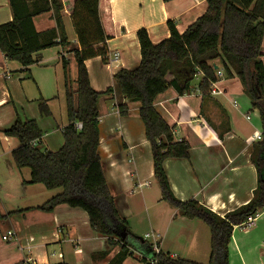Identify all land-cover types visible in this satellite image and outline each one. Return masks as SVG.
I'll use <instances>...</instances> for the list:
<instances>
[{"label": "crops", "instance_id": "crops-1", "mask_svg": "<svg viewBox=\"0 0 264 264\" xmlns=\"http://www.w3.org/2000/svg\"><path fill=\"white\" fill-rule=\"evenodd\" d=\"M62 1L64 25L71 46L66 49L56 46L42 51L40 63L30 68L8 61L0 50V130L10 128L17 119L23 122L39 120L37 116L26 113L23 116L18 111L20 106L30 102L28 97L17 94L16 90L22 86L21 80L32 79V74L41 82L44 79L47 87H42V98L38 100L49 102L55 93L60 94V90L65 93L61 56L69 62L71 80L77 78L73 51L79 48V44L71 19L74 0ZM109 1L114 33L107 42L109 65L100 57L86 61L91 85L100 93L113 87L114 76L119 71L139 67L142 56L138 31L147 30L151 41L158 44L171 35L168 22H174L179 34H183L208 9L207 0ZM12 20L10 0H0V26ZM33 22L38 33L56 28L53 12L39 15ZM262 53L264 63V41ZM115 54H119L117 59ZM215 65L222 68L219 62ZM15 75L18 78H14ZM198 85L182 97L174 89H168L155 101L156 110L173 127L175 141H185L191 147L189 159H168L164 162V169L176 198L183 202L197 201L213 213L225 216L248 204L258 187V172L252 162V154L258 142L254 141L255 136L263 132L261 117L237 78L224 74L219 83L224 94L210 96L205 101L197 89ZM100 99L99 153L120 217L128 222L135 236L153 246L157 243L162 253L208 264L211 255L208 225L182 216L178 209L162 200L161 190L156 188L159 185L154 178L151 145L139 115L140 104L115 94ZM232 100L237 102V107ZM119 103L128 105V115L120 114ZM66 125H58L51 133H46L37 146L47 144L46 151H58L64 143L62 136L56 134L55 144L46 138L54 133L63 134ZM0 142L7 144L1 149L0 158L5 154L11 156L19 145L17 140L1 133ZM17 170L20 174L24 171ZM21 176L26 193L29 189L42 187L23 185L30 180L29 170L28 174ZM42 189L39 191H43L40 193L43 203L29 205L22 210L0 209V241L3 246L0 248V264H115L122 246H113L108 238L95 233L86 212L67 205L58 206L52 213L31 210L44 205L60 192ZM26 197L27 194L20 200ZM135 199L138 207H134ZM7 232H13L16 241L4 245L2 236ZM150 234L154 237L146 238ZM129 251L132 255L121 264H142V258L151 256L146 251ZM134 253L140 262L133 260ZM229 254L230 264H264V212L258 215L254 227L234 229Z\"/></svg>", "mask_w": 264, "mask_h": 264}, {"label": "trees", "instance_id": "trees-1", "mask_svg": "<svg viewBox=\"0 0 264 264\" xmlns=\"http://www.w3.org/2000/svg\"><path fill=\"white\" fill-rule=\"evenodd\" d=\"M166 2L172 0H165ZM207 12L179 34L174 22H168L170 37L154 44L147 30L138 31L141 63L133 70L123 69L114 76L113 87L104 93L91 85L86 61L101 58L109 64L107 42L114 37L109 0H74L71 19L79 48L73 51L77 78L70 77L69 62L63 56L67 125L64 143L58 151L43 152L39 143L43 137L36 120L16 122L0 133L15 139L19 145L11 153L18 169H28L30 180L24 186L40 185L48 191L60 192L44 205L32 208L52 213L67 205L87 213L90 226L101 237L108 238L122 251L115 264L129 257V249L149 255L142 264H200L174 258L160 252L143 238L135 236L128 222L121 218L106 180L99 153V99L118 95L140 104L139 115L151 145L154 178L162 200L178 209L187 219H198L211 232V255L208 264H230L229 246L234 229L249 217L264 212V0H207ZM13 20L0 26V50L10 62L23 68L40 63V53L52 47L71 46L64 25L62 0H10ZM53 12L56 28L38 33L33 19ZM215 62H219L227 77L237 78L252 106L260 113L263 128L261 140L254 145L252 162L258 172V187L246 205L220 216L197 201L183 202L171 190L164 162L168 159H189L190 145L176 142L174 129L156 110L158 96L174 89L178 96L194 91L193 81L201 77L198 91L203 100L210 98L211 84L217 81ZM40 114L50 117L47 100H39ZM120 114L129 113L128 105L119 103ZM82 124V129L76 127ZM116 240V241H115ZM27 264V263H19ZM65 264V263H59Z\"/></svg>", "mask_w": 264, "mask_h": 264}, {"label": "rangeland", "instance_id": "rangeland-1", "mask_svg": "<svg viewBox=\"0 0 264 264\" xmlns=\"http://www.w3.org/2000/svg\"><path fill=\"white\" fill-rule=\"evenodd\" d=\"M75 77V75H74ZM14 78H18V75H15ZM75 81V78H73ZM200 82V77L196 78L193 81V86L197 85ZM20 86L21 89L16 90L17 94L21 93V96L23 97H28L30 99V102H26L22 106L18 108V111L24 116V113L27 115L31 116H37L39 118L38 120V125L40 129L42 130L43 136L46 137V133H51L54 129H57V126L66 124L67 123V109H66V99H65V93L64 91L60 90V94L58 93L54 94V98H52L48 104L50 107L51 112L53 113L52 116L50 117H44L40 114V108H39V100L42 98V87L46 89V84L44 82V79L42 82L38 80L33 74H32V79H25L21 80ZM43 85V86H42ZM46 93V92H45ZM102 99H100L101 101ZM19 106V105H18ZM33 110V111H32ZM56 134H60L62 136L63 140V134L62 133H54L50 137L46 138V141H52L53 144H55V138ZM45 141V143H46ZM5 145H7L5 143ZM4 142H0V151H2V147L4 146ZM41 149L43 152H45L48 147L47 144H44L41 146ZM59 149V148H58ZM20 171L17 170L13 163V159L11 156L5 154L2 158H0V209L4 210H22L24 207L29 206V205H37L38 203H43V195L40 193H43L42 188L44 187H35L34 189H29L27 193L25 192V188H22V176L24 174H28V169H24L22 173H19ZM33 186V185H32ZM41 188V189H39ZM158 190L160 187H156ZM45 189V188H44ZM47 192V191H46ZM27 194V199L25 200H20V197H23ZM15 197L13 199H10L11 197ZM15 199H17L15 201ZM29 201L30 203H28ZM137 199L134 200V207L137 206ZM142 218V217H141ZM136 221V220H135ZM1 237V236H0ZM3 241V240H2ZM13 242L16 241L15 239L12 240ZM11 241V242H12ZM4 245L10 242H4ZM3 247L1 246V241H0V248ZM138 256L136 253H134V258L136 262H138ZM140 262V261H139ZM141 264V262H140Z\"/></svg>", "mask_w": 264, "mask_h": 264}, {"label": "built area", "instance_id": "built-area-1", "mask_svg": "<svg viewBox=\"0 0 264 264\" xmlns=\"http://www.w3.org/2000/svg\"><path fill=\"white\" fill-rule=\"evenodd\" d=\"M119 54H115L114 58H118ZM109 65V64H108ZM225 71L223 68H218L217 70V81L211 84V89H210V95L212 97H217V96H221L224 94V91L220 88L219 83L221 81V78L224 76ZM233 103V105L235 107H237V102L236 101H231ZM249 119V117H248ZM76 127L78 129H82V124L81 123H77ZM262 135L261 134H256L254 141H260L261 140ZM34 146H37V142L34 143ZM142 186V185H141ZM258 215L255 216H251L248 218V220L241 226L239 227H243V228H247L250 229L252 227H254L256 225V221H257ZM154 237V235H147L146 238H151ZM158 237V236H157ZM15 239V234L13 232H7L5 235L2 236V240L4 242H11L12 240ZM154 251L156 252V254H159L161 252L159 245L157 243H155L154 245ZM152 264H155V261H152Z\"/></svg>", "mask_w": 264, "mask_h": 264}, {"label": "water", "instance_id": "water-1", "mask_svg": "<svg viewBox=\"0 0 264 264\" xmlns=\"http://www.w3.org/2000/svg\"><path fill=\"white\" fill-rule=\"evenodd\" d=\"M214 67H215V70H218V66L215 65Z\"/></svg>", "mask_w": 264, "mask_h": 264}]
</instances>
